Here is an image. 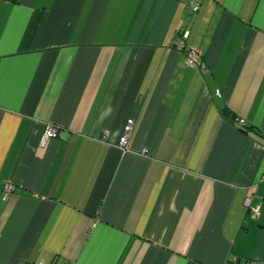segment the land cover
<instances>
[{
	"label": "crops",
	"instance_id": "obj_1",
	"mask_svg": "<svg viewBox=\"0 0 264 264\" xmlns=\"http://www.w3.org/2000/svg\"><path fill=\"white\" fill-rule=\"evenodd\" d=\"M248 261L264 262V0H0V264Z\"/></svg>",
	"mask_w": 264,
	"mask_h": 264
},
{
	"label": "built area",
	"instance_id": "obj_2",
	"mask_svg": "<svg viewBox=\"0 0 264 264\" xmlns=\"http://www.w3.org/2000/svg\"><path fill=\"white\" fill-rule=\"evenodd\" d=\"M191 7H192V10L194 12H197L200 9V3L196 2ZM187 36H188V33H180L176 37L175 42H174L176 48L185 52V54L187 56V63L190 67H197V68L205 69L206 68L205 63L201 62V58H202L201 49L188 47L186 44ZM236 124L240 128L246 127L245 120H242L239 118L236 119ZM135 125H136V122L134 120L130 119V120H128V122H127V124L123 130V135L120 138V141L117 145V147L121 150V152L123 154H127V153L131 152L130 142H131V138H132V135L134 132ZM59 133H60V128L58 126H56L54 124H47L45 126V129H44L41 141H40V147L45 148L46 145L51 140L58 138ZM108 137H109V133L105 132L102 135L101 140H106V139H108ZM13 192H14V187L12 185L7 186L5 189V192H4L5 197L7 198ZM245 205L249 211V215L251 216V218L256 219L260 216L261 206L260 205H254L252 198H247L245 201ZM35 264H45V263L39 262V263H35ZM52 264H58V263H52ZM245 264H264V262L248 261Z\"/></svg>",
	"mask_w": 264,
	"mask_h": 264
}]
</instances>
